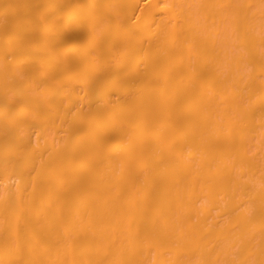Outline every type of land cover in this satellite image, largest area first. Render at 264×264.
<instances>
[{"label": "bare ground", "instance_id": "bare-ground-1", "mask_svg": "<svg viewBox=\"0 0 264 264\" xmlns=\"http://www.w3.org/2000/svg\"><path fill=\"white\" fill-rule=\"evenodd\" d=\"M0 264H264V0H0Z\"/></svg>", "mask_w": 264, "mask_h": 264}]
</instances>
